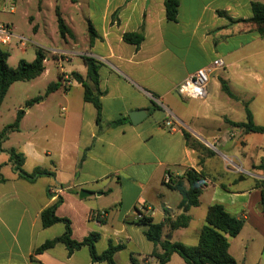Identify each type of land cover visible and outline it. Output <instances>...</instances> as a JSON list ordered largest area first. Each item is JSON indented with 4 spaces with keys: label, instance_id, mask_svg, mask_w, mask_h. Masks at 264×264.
<instances>
[{
    "label": "crops",
    "instance_id": "crops-1",
    "mask_svg": "<svg viewBox=\"0 0 264 264\" xmlns=\"http://www.w3.org/2000/svg\"><path fill=\"white\" fill-rule=\"evenodd\" d=\"M71 1V12L65 15L58 8L56 11L72 35L48 49L58 72L48 68L44 53L45 71L28 81L31 88L35 81L49 87L61 76L60 85L36 97L42 99L32 107H25L19 129L2 143L3 150L24 154L26 172L42 168L54 176L35 182L21 179L13 171L8 154L0 152L1 174L6 179L0 184V264H108L93 262L86 246L72 254L63 243L36 252L45 242L65 233L64 223L44 228L40 220L41 213L59 198L63 202L56 214L70 220L74 240L99 233L98 254L110 243L124 246L115 254L117 264H131L132 254L143 264L157 263L150 258L154 245L145 236L148 227L135 221L139 212L155 223L163 222L165 209L173 219L184 213L182 198L173 205L169 197L176 191L167 188L163 180L166 174L183 177L188 170L204 178L200 205L189 209L187 228L172 234H167L166 228V238L198 245L208 208L219 203L244 221L241 233L230 239L229 252L236 263L264 264L260 186L264 169H258L264 164V135L245 134L226 121L245 122L247 103L255 124L264 126V40L241 22L252 18L253 2L264 0H178L176 21L167 18L166 0ZM43 5L40 1L37 14L30 20L39 46L47 49L46 29L38 22L44 15ZM77 20L82 27L87 24V33L76 32ZM89 25L96 34L92 43ZM128 33L141 34L142 43L125 42ZM77 57L81 65H74ZM83 57L97 62V86L87 78ZM218 58L226 66L211 75L207 98L182 99L178 87ZM73 72L82 75L93 93L99 94L100 120L95 106L84 100L83 86L71 78ZM221 80L236 99L223 92ZM151 96L161 101L159 109H153ZM138 110L145 111L147 117L134 125L129 114ZM241 110L244 119L228 118ZM215 118H221V123L212 127L209 122ZM122 119V124L112 125ZM183 130L206 150L190 148ZM15 133L25 136L20 147L5 148ZM236 178L240 185L235 184ZM247 178L253 179V185H242ZM183 182L188 188L187 181ZM81 190L92 195L82 199ZM207 193L210 200L202 208ZM167 264L186 263L175 253Z\"/></svg>",
    "mask_w": 264,
    "mask_h": 264
},
{
    "label": "trees",
    "instance_id": "trees-1",
    "mask_svg": "<svg viewBox=\"0 0 264 264\" xmlns=\"http://www.w3.org/2000/svg\"><path fill=\"white\" fill-rule=\"evenodd\" d=\"M166 14L170 21H176L178 16V0H166ZM252 18L249 20H241L242 23L248 25L253 29L258 36L264 40V3L253 2L251 4ZM58 27L60 35L63 39L67 35H72L69 28L65 24L60 11L57 9ZM88 33L90 43H92L96 36L92 25L88 26ZM141 34L128 33L124 35V41L127 43L135 44L139 46L143 41ZM9 53L4 48L0 47V109L5 97L8 94L11 86L17 82L31 81L43 74L45 71L46 56L44 51L39 48L36 51L35 60L32 63L26 61H20L16 69L9 68L7 62ZM83 62L87 67V78L90 79L95 86L98 85V65L97 62L89 57H83ZM71 78L80 83L84 88V100L92 103L98 113V120H100L102 107L99 98V94L95 95L91 88L87 85L86 80L82 75L77 72L71 73ZM62 77L59 76V81L49 85L47 93H50L57 89L60 85ZM221 87L224 93L231 98L236 97L230 91L225 81L221 80ZM42 98H35L26 103V107H32L38 103ZM153 109H159L156 103H153ZM245 122H232L227 120V123L236 129L242 130L245 134L258 133L264 135V126L256 125L254 122L253 114L245 104ZM24 116V110H20L17 114L16 120L12 125L5 127L0 131V152H5L9 156V162L12 169L21 179L29 182H35L40 177L54 176L53 173L46 171L42 168H36L32 173H28L24 170L25 164L24 154L16 151L15 149L3 150L2 143L7 139L9 133L17 131L19 129L20 122ZM125 120H117L113 122V126L122 124ZM183 134L187 145L190 148L197 150H206V148L198 141H196L190 133L183 130ZM212 155V154H211ZM2 166L0 165V184L5 183L6 179L1 174ZM258 169H264V164L258 166ZM183 180L188 183V188L184 186ZM164 185L172 191H176L181 195L180 207L187 208L186 213H181L178 217L173 219L169 210L165 209V218L161 223H155L151 217H148L142 212H139L141 217L137 216L135 221L138 225L147 226L148 230L145 232V236L148 241L153 243L154 250L150 258L157 261L158 264H167L173 254H178L186 264H237L235 259L229 252L230 239L237 237L244 226V221L238 219L236 216L229 213L222 204L216 203L208 208L206 215L205 225L202 227L199 236V242L196 246H187L182 243L172 242L166 238L164 231L168 228L167 234H172L176 230L185 229L190 225L191 216L188 211L192 207H198L200 205V197L205 185L204 178L200 173L194 170H188L184 173L183 177H176L171 179V183ZM262 186V203L261 207L264 211V181L260 182ZM61 198L45 209L41 215L40 220L44 228L50 227L56 223H64L66 226L65 233L54 240L45 242L41 247L37 249V253H42L48 249L53 248L59 243H63L69 254H72L74 250L82 247H88L93 262H107L108 264H117L115 261V254L124 248L123 245H113L110 243L108 249L102 254H98L96 250V243L100 239L99 233H92L89 237L82 241H76L72 238V228L70 220L66 218H60L56 212L58 207L62 204ZM145 257L144 260H147ZM131 264H142L139 256L134 254L130 258Z\"/></svg>",
    "mask_w": 264,
    "mask_h": 264
},
{
    "label": "rangeland",
    "instance_id": "rangeland-1",
    "mask_svg": "<svg viewBox=\"0 0 264 264\" xmlns=\"http://www.w3.org/2000/svg\"><path fill=\"white\" fill-rule=\"evenodd\" d=\"M40 1H43L44 6V15L41 20L38 22L41 26H44L46 29L47 37L45 47L47 49H42L47 56L48 59V68H51L53 72L57 73V66L54 63L53 54L48 49L56 48L61 43V35L58 27V16L56 12V8H58L65 15L72 11V1L71 0H0V23L10 25L14 34L23 37V40L20 42L18 39L13 38L11 44L4 47L5 51L9 53L8 58V66L11 69H16L20 61H26L28 63H32L36 57V51L39 48V41L35 39V27L34 23L31 22L30 17L37 14V9L40 4ZM81 22V18H79ZM76 22V32L79 35H83L87 33V24H84V27L80 26L79 21ZM264 54L261 55V57ZM81 65L82 61L77 57L74 65ZM262 69V66L259 67ZM32 83L26 82H17L12 85L9 89L7 96L5 97L1 110H0V130L2 131L4 127L11 125L15 122L16 117L20 109L24 110L26 107V103L28 100L34 99L40 95H43L48 89L47 84L43 87L41 86V81H35V86L31 88ZM237 87L235 86V89ZM238 89V88H237ZM226 96V95H225ZM218 113H222L221 109H216ZM229 115V114H227ZM220 117V115H218ZM244 112L241 110L236 112L234 116H228V118L235 119L240 121L244 119ZM226 119V118H225ZM227 121V120H226ZM221 123V118H215V121L209 122L212 127L215 125H219ZM24 136V134L22 135ZM25 137V136H24ZM18 134H12L10 136L9 141L4 144L5 148H18L20 147V143L25 139ZM238 140V138H237ZM208 142L211 143L209 140ZM216 148V145L213 146ZM217 150L220 149L217 147ZM236 153L240 152L236 151ZM5 156V155H4ZM221 164L223 163L222 158H220ZM219 166V165H218ZM220 168V167H219ZM221 169V168H220ZM7 170H5V174ZM237 177V176H236ZM253 179L247 178L246 181H242L243 186H251L253 185ZM227 184V182H226ZM235 184H239L240 182L238 178L235 180ZM209 193L205 194L203 198L202 208L205 206V202L210 200ZM181 200V195L176 192L170 193L169 201L173 205L178 203ZM201 208V209H202ZM200 209V210H201ZM184 210V209H183ZM143 264V263H142ZM158 264V263H151Z\"/></svg>",
    "mask_w": 264,
    "mask_h": 264
},
{
    "label": "built area",
    "instance_id": "built-area-1",
    "mask_svg": "<svg viewBox=\"0 0 264 264\" xmlns=\"http://www.w3.org/2000/svg\"><path fill=\"white\" fill-rule=\"evenodd\" d=\"M13 38L18 39L20 42L23 40V37H19L14 34V30L10 25L0 23V47L4 48L10 45ZM225 66L226 64L224 60L218 58L209 66L197 70L178 87V94L184 100H205L208 96V86L211 80V75L215 71L225 68ZM152 99L159 107L162 106L160 103L161 101L154 97H152ZM167 125H171V123H167ZM171 179L172 176L170 174H166L163 181L165 184H169L171 183ZM138 217L140 218L141 215L138 214Z\"/></svg>",
    "mask_w": 264,
    "mask_h": 264
},
{
    "label": "water",
    "instance_id": "water-1",
    "mask_svg": "<svg viewBox=\"0 0 264 264\" xmlns=\"http://www.w3.org/2000/svg\"><path fill=\"white\" fill-rule=\"evenodd\" d=\"M130 119L132 121V123L134 125H138L139 123H141L146 117H147V113L145 111L142 110H138V111H132L129 114ZM92 193L86 191V190H81L80 191V198H86L88 196H91ZM187 211V208H184L183 212L185 213ZM168 239H171V236L167 237Z\"/></svg>",
    "mask_w": 264,
    "mask_h": 264
}]
</instances>
